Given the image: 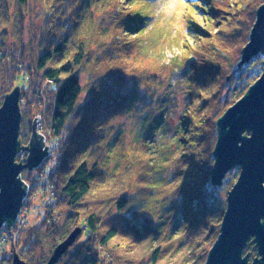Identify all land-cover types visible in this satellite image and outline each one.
Wrapping results in <instances>:
<instances>
[{
    "label": "trees",
    "instance_id": "1",
    "mask_svg": "<svg viewBox=\"0 0 264 264\" xmlns=\"http://www.w3.org/2000/svg\"><path fill=\"white\" fill-rule=\"evenodd\" d=\"M106 1L81 0L70 12L55 0H41L44 16L39 32L34 33L36 21L32 19V36L25 42L22 12L12 14L13 3L0 0V105L8 92L21 87L20 137L25 143L29 141L25 93L30 91L36 97L27 102L35 104L34 117L42 113L44 106L39 104L46 101L50 119L44 135L52 137L54 147L53 155L36 172L32 170L34 175L22 172L29 189L50 191L44 214L37 223L24 226L17 221L11 230L6 228L11 235L9 243L26 264H45L68 233L80 227L81 233L57 264H132L140 257L142 264H204L227 206L221 193L229 192L237 180L231 183L235 170H240L236 166L222 185L212 184L217 121L257 80L249 68L256 56L241 67L238 63L264 0H249L245 7V0H204L205 27L195 25L192 17L202 0H183L191 16L182 30L175 26L174 36L180 35L184 43L191 34L192 41L184 43L191 52L182 66L185 104L176 119L175 137L167 143L155 138V128L167 120L168 97H163L158 113H153L152 106L145 109L150 98L139 90V82L145 83L143 76L130 79L127 69L111 62L115 58L112 42L99 53L91 46L110 29L121 32L126 37L122 38L124 44L138 49V55L131 56L136 57V66L143 73L148 55L146 26L154 18V0H115L119 14H110L108 25L94 29V24L83 19L85 10L91 4L102 7ZM237 1L233 10L230 3ZM25 3L16 0V5ZM150 27L154 28L153 23ZM84 89L88 98L82 101ZM139 105L147 112L139 122L134 151L123 148L117 157L113 150L117 136H111L110 121L115 114L128 113ZM139 146L144 153H137L135 160L132 156ZM23 157L19 153L17 160ZM121 161L126 165L122 173L117 170ZM96 200L103 202L105 212L94 209ZM27 201L28 197L26 206ZM63 222H67L66 228ZM23 233L19 245L20 239L17 242L15 237ZM45 247L46 256L34 257L37 252L44 253ZM143 249L148 257L142 255ZM133 250L138 254L135 258L120 254ZM253 251H257L256 245L248 243L244 254L249 253L251 261L256 256Z\"/></svg>",
    "mask_w": 264,
    "mask_h": 264
},
{
    "label": "water",
    "instance_id": "2",
    "mask_svg": "<svg viewBox=\"0 0 264 264\" xmlns=\"http://www.w3.org/2000/svg\"><path fill=\"white\" fill-rule=\"evenodd\" d=\"M259 54H264V3L257 8L238 66ZM21 98V87L15 86L0 105V229L6 224L8 229L13 228L28 196L29 185L22 172L39 168L52 150L46 136L39 132L40 115L33 120L28 144H23ZM217 130L212 184L222 185L236 166L240 172L227 194L220 233L205 264H264V69L248 91L218 119ZM19 153H27V157L17 160ZM81 231L80 227L75 228L54 248L45 264H57ZM248 243L257 247L252 261L249 253L244 255ZM12 264L26 262L15 254Z\"/></svg>",
    "mask_w": 264,
    "mask_h": 264
},
{
    "label": "rangeland",
    "instance_id": "3",
    "mask_svg": "<svg viewBox=\"0 0 264 264\" xmlns=\"http://www.w3.org/2000/svg\"><path fill=\"white\" fill-rule=\"evenodd\" d=\"M238 1L236 3H230V4H233L232 6L233 10L238 6ZM40 2L41 0H26V3L24 5H16V0H6L7 4L13 3L11 5L12 14L22 12V15L24 16L22 40H24L25 42H29L32 36L31 28H30V23L32 22V19L36 21V25H34V33L39 32V28H40L39 25L42 22L41 16H44L43 13H40L41 12ZM79 2L81 3V0H78V1L73 0L72 2L63 4V1L55 0V4L58 6H61V7H63L64 5L68 6L69 7L68 11L71 9L70 12L74 11V9L76 10L75 5H78ZM203 2L204 0L199 1L201 8L197 7L195 12L192 14L193 23L200 27H205V22H206L205 18L207 16V14L205 13L206 4ZM248 2L249 0H245L242 5H244L245 7V5L248 4ZM153 3L154 4H152V6L154 7V18H152L146 26L147 31L149 30L145 34V39H147L146 44H147L148 55H147V59L145 58L146 68L143 73H141L139 71L140 70L139 67L136 66L137 65L136 60H135L136 57H134L135 58L134 59L131 56L133 54L137 56L138 54L136 52H138V49L135 51L133 44L125 45L123 39H125L126 37L123 38V36L121 35V32H115L112 29H110L108 30L107 34L101 37L102 40L99 38L101 41H97V39L95 38L92 41L91 46L96 53L97 52L99 53L103 51V48L105 49L109 48V43L112 42V44L115 45L114 50L112 49L115 52V58L111 62L115 65H120L124 67L125 69H127L128 70L127 73H129L131 76L130 79L137 78L138 80H141L143 76V78L145 79V83L139 82V90L142 92H146L145 95L149 96L147 98H150V103L148 104L147 102V103H144L143 105L145 109L149 110V107L152 106L154 107V109L152 110L153 113L154 114L158 113L159 112L158 107L161 104V101H163V97L165 96L168 97V101L165 102V106L167 110L166 113L168 116L166 118L167 120H165L164 122L165 124L162 123L161 125H158L155 128L156 129L155 138L158 140L161 139V141L164 140V142L167 143L168 141L169 142L172 141L173 138L175 137L174 135L176 131V119L178 117L180 110L182 109V106L185 104V96H184L185 92L184 91L186 90V86H185L186 84H185V75L183 74L182 66H183V61L186 60L190 56L189 54L191 52V49L186 48L184 43L188 42V39L192 41V35L187 34L188 36L185 37L184 43H183L182 40L180 39V35L174 36V34L176 33L175 28L178 26V28L182 30L181 26L183 27L184 23L189 21L190 16H191L190 15L191 11L190 9L188 10L187 7L185 8V4L182 2V0H154ZM119 6H120L119 2L115 0H107L105 2V5L102 7L100 5L91 4V6L88 7L87 10H85L83 19L85 20L87 18L92 24H94L93 28L98 29L102 26L108 25V23L110 22L109 21L110 14L112 15L119 14L116 12ZM152 23H153L154 28L151 29L150 26ZM12 32L8 40L9 42L12 41V37H13ZM91 33L95 35L96 31L93 30L91 31ZM113 36H116V37L114 38ZM248 41H249V38H248ZM35 44L36 43H34V46ZM245 45L246 44H244V46ZM127 51H130V53H128ZM29 60L30 59H28L27 61ZM263 60H264V54H259L255 57L254 61L250 63L249 68H251L253 75L256 78H259V76L263 72V69H264ZM130 62L132 63L131 65H130ZM132 67H134L135 70ZM81 76L83 78L82 81L85 82L84 73ZM19 82H21L22 84V81H19ZM82 95H83L82 96L83 98L81 99L82 101L88 98V94L86 90L83 92ZM34 98L36 97L30 91H26L25 98H24V101L26 103L23 104L24 105L23 108L25 112V121L28 123L25 126H26V131L29 132V139L31 135L30 129H31L33 120L35 118L34 115L36 113V110H33L34 109L33 106L35 104L28 105L27 102L33 100ZM36 101L39 104L38 99H36ZM41 102L43 103L39 104V106L41 107L44 106V108H43L42 113L40 114V120L38 121V126H39L38 129H39V132H42L44 134L45 130H47L46 123H48L50 119V114L47 111L46 101H41ZM141 103L143 102L141 101ZM145 112L147 111L146 110L142 111V108L140 107V105L139 107L134 106V108L130 110L128 113L115 114V116L113 117V120L110 121V125L112 128L111 136H114V135L117 136V138L115 139L116 145L113 146V150L116 152L117 157H119L118 153L121 154V152L123 151V148L127 152L134 151L132 147L133 141H134L136 132L140 127L139 122L142 121V118H143V115H145ZM50 138L52 137L46 136V143L52 147V150H51V156H52L54 153V147H53V142L51 141ZM28 142H25L23 144L26 145L28 144ZM137 153H138V156L144 153L141 146L135 149V152L132 156V158L135 160L137 159L136 158ZM23 155L24 157L22 158V160L27 157V153H24ZM123 164H124L123 161H121L120 166L117 167L118 168L117 170L120 171L121 173H122L121 169L126 167V165H123ZM139 165H141L140 162L137 163V168L139 167ZM140 169L141 167L138 169V171ZM230 171L228 173H230ZM239 172L240 170H235V173H234L235 177H232L231 183L234 182L235 178H238ZM34 174H35L34 171H29V175H34ZM41 177H42L41 180H44L43 172L41 173ZM97 193L98 192L96 191L95 194ZM221 194L224 200L226 201L228 193L226 194L221 193ZM49 196H50V191L49 190L47 191L46 189L43 191L41 187H38V188L35 187L34 190L29 189V193L27 196L28 197L27 206L26 205L23 206V209L21 211V218H18V221L23 223L24 226H27V224L31 225V224H34L40 221L41 217L44 214L43 205L46 201H49L50 199ZM159 197H162V196H159ZM93 205H95L94 209L98 210V213L100 211L105 212L107 209V208L102 209V206L104 205L102 201L98 202L96 200L93 202ZM63 225H64L63 228H66L67 222L66 224L63 222ZM6 230L7 229L4 227L0 229V232H1L0 234V253L2 249L5 247L7 249L12 248V246L9 243V240H10L9 238L11 237V235ZM72 231L73 230H71V232ZM71 232H69L68 235ZM23 235L24 233L22 235L15 237L17 239V242H18V239H20L19 245H21L22 243L21 239ZM167 245H168L167 241L163 242V246L166 247ZM120 250L122 251L123 249H120ZM143 250L144 251L142 252V255L145 257H148L149 254L145 252L147 250L146 249H143ZM43 251L44 253L43 252L35 253L34 257L37 254L39 258H41L43 254L44 256H46L48 252V248L45 247ZM132 252H134V250L131 252L130 251L126 252V253L123 252L120 254L126 258H131V254L134 255L132 256L133 258H135L136 255L138 256V254L135 255V253H132ZM253 253L257 255V251H253ZM141 258L142 257H140L139 261H135L132 264H142ZM206 259H205V262H206ZM250 261H251V258H250Z\"/></svg>",
    "mask_w": 264,
    "mask_h": 264
},
{
    "label": "flooded vegetation",
    "instance_id": "4",
    "mask_svg": "<svg viewBox=\"0 0 264 264\" xmlns=\"http://www.w3.org/2000/svg\"><path fill=\"white\" fill-rule=\"evenodd\" d=\"M24 206V205H23ZM22 209H23V207H22ZM22 211V210H21ZM21 215V212L19 213V216ZM19 218V217H18ZM17 221H18V219H17ZM17 221H16V223H17ZM16 223H15V225H16ZM14 225V226H15ZM4 228H8L7 227V224L6 225H4L3 226ZM2 227V228H3ZM9 230H11V229H9ZM0 234H1V232H0ZM1 255H0V264H4V263H6V264H12V262H13V258H14V255L15 254H18L19 255V257L21 258V259H23L22 258V256H21V254L18 252V251H15L13 248H10V249H7L6 247L5 248H3L2 249V251H1V253H0ZM24 260V259H23ZM3 261H5V262H3ZM25 261V260H24ZM26 262V261H25ZM27 263V262H26Z\"/></svg>",
    "mask_w": 264,
    "mask_h": 264
},
{
    "label": "snow or ice",
    "instance_id": "5",
    "mask_svg": "<svg viewBox=\"0 0 264 264\" xmlns=\"http://www.w3.org/2000/svg\"><path fill=\"white\" fill-rule=\"evenodd\" d=\"M182 2H183V0H182Z\"/></svg>",
    "mask_w": 264,
    "mask_h": 264
}]
</instances>
